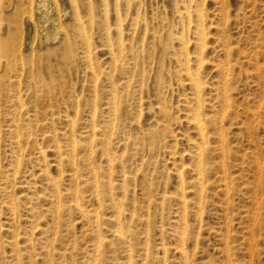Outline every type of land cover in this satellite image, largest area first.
Here are the masks:
<instances>
[{
  "label": "rangeland",
  "instance_id": "1",
  "mask_svg": "<svg viewBox=\"0 0 264 264\" xmlns=\"http://www.w3.org/2000/svg\"><path fill=\"white\" fill-rule=\"evenodd\" d=\"M7 1L3 0L5 4ZM147 1L151 3L153 12L166 9L167 4H163V0ZM197 3L205 15H209L208 21L211 22L201 72L206 83L204 97L212 106L207 109L208 114L217 118V135H212L215 138L212 137L209 144L212 152L207 156L210 169L202 204H197L198 195L192 187L196 171L190 157H187L194 150L191 139L196 137V131L181 110L190 89L187 85H178L173 79L174 92L169 94L168 99L178 111V121L173 125L178 137L177 141L171 142L164 139L157 147H154L157 137L151 135L158 121V114L154 112L158 100L152 98L150 106L145 96L140 114V96L128 99L125 92L120 91L118 96L122 101L119 107L124 119L117 129L119 136L109 150L116 157L121 156L122 165L128 170L132 168V179L126 182L124 189L114 190L115 197H123L124 201L123 224L130 231L133 247L131 259L126 257L125 245L112 235L113 226L108 220L114 210L110 201L105 196H101L100 202L91 198L89 184L92 180L83 170L78 182L82 191L78 202L82 210L75 206V199L69 194L71 191L68 189L74 188L76 183L69 179L62 180L60 184L65 210L58 218H54L55 206L48 196L52 192L41 183L34 192L37 201L33 217H29L24 205L21 207V242L16 248L23 264H145L144 260L147 264H264V0H198ZM218 12H222L220 17H214ZM56 13L61 33L56 39H49L53 35L47 34L43 45L38 38L36 44L42 50H63L66 33L76 29L71 13L66 17H63V12ZM96 39L98 47L103 48L102 41ZM77 51H74L72 59L65 61L58 52L50 57L51 111L55 116L64 118V122L51 123L52 133L58 135L51 145L58 142L64 151L65 139L62 134L66 132L65 137L70 135L64 117L66 114L70 117L78 114L82 128L74 134L80 143H88L91 128L87 125L91 122L86 111L87 104L97 96V113L93 118L97 133L93 134L96 152L88 155L80 151L77 157L81 168H86L85 159L91 158L89 162L98 167L99 181L103 183L107 182L108 163L102 151V140L109 119L107 103H110V81L106 74L113 68L106 51H99L98 73L92 74L82 58L80 45H77ZM227 59L235 71L229 84L223 83L222 79ZM121 76L115 75L118 79ZM224 86L227 87L229 99L222 91ZM70 99H73L71 105ZM78 102L81 105L77 112L75 106ZM220 119H223V124ZM219 136L224 137L226 147L222 148ZM158 139L162 141L163 138ZM48 159L51 164L54 163L56 158L53 152ZM119 170L116 168L114 171L113 181L116 184L123 181L122 177L116 176ZM50 173L56 177L58 172L51 167ZM182 179L188 205L186 224L181 219L183 207L180 203L175 200L161 202L159 199L165 191L176 193ZM147 200H151V203L148 204ZM5 212L0 215V224L4 225L8 224ZM95 215L100 217L101 222L98 235L111 243L102 246L99 253L93 247L97 240V231L92 232L97 219ZM144 219L149 221L142 222ZM176 221H179V225ZM181 231L184 233L183 241ZM29 237L33 239V247L30 241H26ZM11 242L10 234L0 232V264L14 261L15 246ZM49 242L54 248L52 253H47L45 247ZM181 247H185L187 257L183 256ZM63 252H66L64 256L61 255Z\"/></svg>",
  "mask_w": 264,
  "mask_h": 264
},
{
  "label": "bare ground",
  "instance_id": "2",
  "mask_svg": "<svg viewBox=\"0 0 264 264\" xmlns=\"http://www.w3.org/2000/svg\"><path fill=\"white\" fill-rule=\"evenodd\" d=\"M197 1L163 0V4H167L166 9L153 12L150 8L151 3L147 0H8L6 4L0 0V215L6 211L8 222L5 225L0 224V232L8 233L12 237L11 244L15 246L13 250L15 255L11 264H23L17 249V245L21 242L20 211L24 205L29 217H33L37 201L34 192L39 183L44 184L45 188L52 192L48 196L55 206L54 218H58L65 210L64 194L60 188L64 179L76 181L74 188L68 190L75 199V206L82 210L78 202L82 193L78 182L83 176L81 173L83 170L92 180L89 184L91 198L100 202L101 196H105L110 201L114 210L108 220L113 226L112 235L125 245L126 257L128 260L131 259L133 247L130 243V231L123 224L124 201L123 197L119 199L115 197L114 190L124 189L126 182L132 179L130 176L132 168L128 170L122 165L124 162L121 156L116 157L109 150L119 136L117 129L124 119L119 107L122 101L118 96L120 91L125 92V98L128 99L140 96L138 99L140 114L145 96L150 106L152 98L158 100L154 110L158 114V121L156 130L151 135L157 137V141L154 142V147H157L164 139L171 142L177 141L178 137L173 127L179 118L176 115L178 111L168 99L169 94L172 95L174 92L173 79L178 85H187L190 89L181 110L185 112L184 117L196 131V137L191 139L194 150H189L191 152L186 156L190 157L196 171L192 187L198 195V206L202 204L207 190V173L210 169L207 156L212 152L209 144L212 135H217V118L208 114L207 109L212 106L208 105L204 97L206 83L201 72L208 42V27L211 22L208 21L209 15H205ZM57 11L63 12V17L71 13L76 28L75 31L66 33L63 39L64 49L60 51V48H57V52L64 57L62 60L72 59L75 56L74 51L78 52L77 45H80L83 49L82 58L86 60L92 74L98 73L99 51H106L113 68L111 69L113 72L106 74L107 80L110 81L108 91L110 103H107L109 119L102 140L104 145L102 151L108 163L107 182L99 181L98 167L89 162L90 157L85 159L86 168H81L80 159L77 157L80 151L88 155L96 152L93 134L97 133L95 125L93 126V118L97 113V96L94 97V101L92 98L87 104L86 111L91 122L87 125L91 128V134L87 136L88 143H80L74 134L76 130L82 128L78 114L75 117L66 114L64 117L70 128V135L65 137L66 132L62 134L65 139L64 151L58 142L51 145V141H55L58 137L52 133L51 123L64 120L63 116H55L51 111L50 57L57 52H54V49L42 50L36 43L40 38L43 45L47 34L53 35L52 38L49 36V39H56L61 33L56 17ZM221 13L214 14V17H220ZM96 38L102 41L103 48L98 47ZM225 38L227 39V36ZM224 64L226 67L222 66L224 67L222 79L223 83L229 84V79L235 76L233 74L235 71L228 59ZM116 73L122 76L118 79L115 77ZM222 91L227 97L226 86ZM71 100L73 99H70V105L73 103ZM80 105V102L76 103L77 112ZM222 120L220 119L221 123ZM158 137H162V141ZM218 139L222 148L226 147L224 137L219 136ZM123 143L126 145L125 141ZM51 152L56 158L53 164L48 159ZM37 167L39 169H36ZM51 167L57 170L56 177L51 175ZM116 168H120L116 176L122 177L123 180L119 184L113 181ZM229 187L227 190L230 191ZM185 189L182 179L179 181L176 193L165 191L159 198L161 202L175 200L182 205L183 224L187 223L188 213V205L184 197ZM147 202L150 204L151 200ZM96 218L95 229L92 232L97 231V240L93 247L98 252L102 246L111 243L98 235L101 231V222L99 216ZM176 224L179 225V221H176ZM181 232L180 238L183 241L184 233ZM32 240L30 237L26 239L30 244ZM51 242L45 246L47 253H52L54 249ZM181 252L187 257L185 247H181ZM65 254L66 252L61 253L62 256ZM96 255L98 256L97 253ZM95 258L97 261V257ZM144 262L147 264L146 260Z\"/></svg>",
  "mask_w": 264,
  "mask_h": 264
}]
</instances>
